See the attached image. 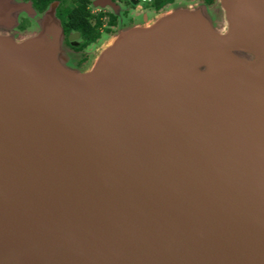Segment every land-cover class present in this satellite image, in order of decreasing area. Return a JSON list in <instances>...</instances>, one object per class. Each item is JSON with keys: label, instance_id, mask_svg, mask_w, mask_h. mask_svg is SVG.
Here are the masks:
<instances>
[{"label": "water", "instance_id": "95a60500", "mask_svg": "<svg viewBox=\"0 0 264 264\" xmlns=\"http://www.w3.org/2000/svg\"><path fill=\"white\" fill-rule=\"evenodd\" d=\"M57 5L0 0V264H264V0L121 23L85 70Z\"/></svg>", "mask_w": 264, "mask_h": 264}, {"label": "flooded vegetation", "instance_id": "af4514ba", "mask_svg": "<svg viewBox=\"0 0 264 264\" xmlns=\"http://www.w3.org/2000/svg\"><path fill=\"white\" fill-rule=\"evenodd\" d=\"M22 1L30 2V0H22ZM135 1H136V4H132V0H110V2L113 3L114 5V10L113 9L105 10L104 8L101 9V8L92 6L93 3H96L100 7L102 5H105L104 4L105 2H103L102 0H91V3L89 5L91 14L95 16L99 13L105 14L101 18V20L104 21L105 23L102 25V28L100 29L99 37L95 39L93 42L87 43L86 45H82L83 39L81 38L79 32L70 31L68 33H65V31H63L64 45L73 51L72 58L74 60L73 61L74 66L79 67V68L84 67L90 58V55L88 53V48L91 45H94L95 43H97L98 40H100L102 37L110 34L113 28H115L117 24H119L120 22L123 24L133 23L135 20L141 19L144 15L149 17L150 14L152 15L158 14L161 11L166 10L168 7L173 6L175 3H187L188 4L189 2L190 3L195 2V3L204 5L210 8L216 3L217 0H174L171 3L165 4L162 8L158 10H155L151 6V4L153 3V0H150V2L148 3H142L139 0H135ZM55 2H58V5L56 7V15H57L56 17L60 20V23L63 29L62 19L58 15L61 2L60 1H55ZM31 5L39 13H42L48 6L47 5L44 9L39 10L36 7H34L32 3ZM110 15L113 16L114 18L113 24H109ZM29 25H30L29 21L21 19V22L18 25V29L19 31L21 30V32H23L25 31L27 27H29ZM75 34H77V37H74ZM69 35L73 36L71 40L69 39Z\"/></svg>", "mask_w": 264, "mask_h": 264}, {"label": "trees", "instance_id": "16d2710c", "mask_svg": "<svg viewBox=\"0 0 264 264\" xmlns=\"http://www.w3.org/2000/svg\"><path fill=\"white\" fill-rule=\"evenodd\" d=\"M55 1L61 2L58 15L62 19L63 31H65V33L70 31L79 32L83 39L82 45L93 42L99 37L100 29L105 23L101 18L105 14L99 13L96 16L92 15L89 8L91 0H30L34 7L39 10L44 9L47 5ZM173 1L174 0H153L151 6L155 10H158L165 4ZM64 5H70V7L63 8ZM63 9H65V12ZM113 21L114 18L110 15L109 24H113Z\"/></svg>", "mask_w": 264, "mask_h": 264}, {"label": "rangeland", "instance_id": "374dc122", "mask_svg": "<svg viewBox=\"0 0 264 264\" xmlns=\"http://www.w3.org/2000/svg\"><path fill=\"white\" fill-rule=\"evenodd\" d=\"M193 3H195V2H193ZM188 4H191L190 2L188 3ZM70 7V5H64L63 6V8H66V7ZM105 10H108V8H104ZM170 9H172V7H168L166 10H164V11H168V10H170ZM63 11L65 12V9H63ZM63 11H62V13H63ZM161 12H163V11H161ZM159 14V13H158ZM12 15H14V13L12 14ZM151 15V17L153 18V17H155V15H157V14H155V15H152V14H150ZM150 15H149V17H150ZM57 16V15H56ZM150 17V18H151ZM21 19H23V18H21ZM21 19H20V21L19 22H21ZM24 20H27V21H29V18H28V16L27 17H24ZM59 20V19H58ZM16 22V20L14 19L13 20V23H15ZM52 23H54L53 21H52ZM20 24V23H19ZM54 24H56V23H54ZM131 24V23H130ZM57 25H58V22H57ZM122 26H125V24H122ZM121 26V22L119 23V24H117V26L115 27V28H113V30L111 31V33L110 34H108V35H106V36H104V37H102L100 40H98V42L97 43H95L94 45H91L89 48H88V53H89V55H90V58H89V61L87 62V64L84 66V67H81V68H79V67H77L79 70H85L86 68H88V66L89 65H91V63L93 62V60L95 59V57L99 54V51H100V47H101V45L103 44V43H105L106 42V40L110 37V36H113L114 34H116L117 32H119L120 30L119 29H121V28H123ZM33 28V24H31L30 23V25H29V27H27L26 29H25V31H23L24 33H27V32H29L31 29ZM51 28H52V30H53V28H54V25H52L51 26ZM18 29V28H17ZM19 30V29H18ZM20 32H21V30H20ZM68 48V47H67ZM69 49V48H68ZM69 51V53H67V54H70V56H71V59H72V61H74L73 60V58H72V55H73V51L72 50H68ZM74 65V64H73ZM76 67V66H75Z\"/></svg>", "mask_w": 264, "mask_h": 264}, {"label": "built area", "instance_id": "2783aa9c", "mask_svg": "<svg viewBox=\"0 0 264 264\" xmlns=\"http://www.w3.org/2000/svg\"><path fill=\"white\" fill-rule=\"evenodd\" d=\"M140 2H142V3H148V2H150V0H139Z\"/></svg>", "mask_w": 264, "mask_h": 264}]
</instances>
